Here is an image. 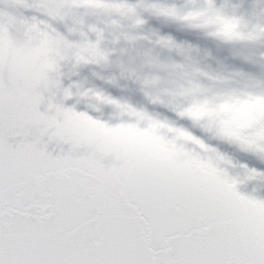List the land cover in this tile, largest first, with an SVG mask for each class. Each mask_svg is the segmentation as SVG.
Masks as SVG:
<instances>
[{"label": "water", "instance_id": "1", "mask_svg": "<svg viewBox=\"0 0 264 264\" xmlns=\"http://www.w3.org/2000/svg\"><path fill=\"white\" fill-rule=\"evenodd\" d=\"M0 264H264V0H0Z\"/></svg>", "mask_w": 264, "mask_h": 264}]
</instances>
